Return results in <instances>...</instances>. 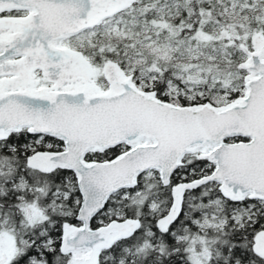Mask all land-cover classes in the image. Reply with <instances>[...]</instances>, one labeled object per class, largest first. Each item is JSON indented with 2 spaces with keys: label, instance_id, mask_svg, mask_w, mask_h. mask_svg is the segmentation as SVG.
I'll use <instances>...</instances> for the list:
<instances>
[{
  "label": "snow or ice",
  "instance_id": "snow-or-ice-1",
  "mask_svg": "<svg viewBox=\"0 0 264 264\" xmlns=\"http://www.w3.org/2000/svg\"><path fill=\"white\" fill-rule=\"evenodd\" d=\"M0 264H264V0H0Z\"/></svg>",
  "mask_w": 264,
  "mask_h": 264
}]
</instances>
